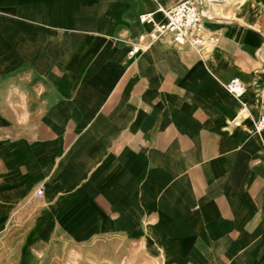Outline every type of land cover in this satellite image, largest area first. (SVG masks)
I'll use <instances>...</instances> for the list:
<instances>
[{
	"label": "crops",
	"instance_id": "crops-1",
	"mask_svg": "<svg viewBox=\"0 0 264 264\" xmlns=\"http://www.w3.org/2000/svg\"><path fill=\"white\" fill-rule=\"evenodd\" d=\"M179 1L0 0V230L18 261L60 235L264 264V0L214 6L204 49L140 22Z\"/></svg>",
	"mask_w": 264,
	"mask_h": 264
},
{
	"label": "rangeland",
	"instance_id": "rangeland-1",
	"mask_svg": "<svg viewBox=\"0 0 264 264\" xmlns=\"http://www.w3.org/2000/svg\"><path fill=\"white\" fill-rule=\"evenodd\" d=\"M10 226L0 230V264H166L141 239L118 236L83 241L59 235L42 244L36 254L31 250L30 258L18 261L22 245L9 243Z\"/></svg>",
	"mask_w": 264,
	"mask_h": 264
},
{
	"label": "built area",
	"instance_id": "built-area-1",
	"mask_svg": "<svg viewBox=\"0 0 264 264\" xmlns=\"http://www.w3.org/2000/svg\"><path fill=\"white\" fill-rule=\"evenodd\" d=\"M230 0H180L171 10L165 13V20L157 23L153 33H150L152 40L162 34H171L174 42L180 45L189 44L196 49L210 47L218 41V38L205 26V20L212 18L211 10L214 4L226 3ZM153 18V13H142L139 20L146 23ZM149 45V42L141 40L130 51L135 55L140 49ZM231 93L239 97L243 92V83L240 78L235 77L227 84ZM256 131L264 130V114L255 123ZM45 191V184L40 183L35 189V195L41 197Z\"/></svg>",
	"mask_w": 264,
	"mask_h": 264
},
{
	"label": "bare ground",
	"instance_id": "bare-ground-1",
	"mask_svg": "<svg viewBox=\"0 0 264 264\" xmlns=\"http://www.w3.org/2000/svg\"><path fill=\"white\" fill-rule=\"evenodd\" d=\"M221 4H224V3H219V4H214L213 6H212V8L214 7V6H218V5H221ZM146 24H153L154 25V27H156V25H157V22L155 21V19H154V15H153V18H152V20H150V21H148V22H146ZM155 30V29H154ZM154 30L151 32V33H153L154 32ZM229 89V88H228ZM230 91V90H229ZM233 94V93H232ZM243 94V93H242ZM242 94L239 96V97H237V98H240L241 96H242ZM234 95V94H233ZM259 119V118H258ZM257 119V120H258ZM256 128V127H255Z\"/></svg>",
	"mask_w": 264,
	"mask_h": 264
}]
</instances>
